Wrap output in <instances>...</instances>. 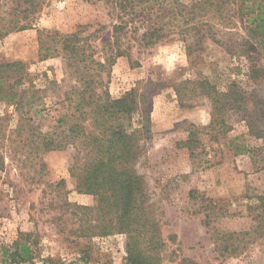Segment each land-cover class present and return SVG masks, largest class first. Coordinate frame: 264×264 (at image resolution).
Returning <instances> with one entry per match:
<instances>
[{"label":"rangeland","instance_id":"1","mask_svg":"<svg viewBox=\"0 0 264 264\" xmlns=\"http://www.w3.org/2000/svg\"><path fill=\"white\" fill-rule=\"evenodd\" d=\"M106 1L39 0L34 26L0 39V61L24 66L20 85L12 87L21 96L19 105L0 102V248H12L28 235L32 259L23 264H130L127 235L79 236L87 225L72 205L96 204L93 195L76 191L71 176L84 161L83 150L73 144L35 154L30 141L36 132L66 128L72 114L65 92L75 77L61 55L41 60L40 31L70 34L85 27L86 36L100 29L89 45L94 59L102 57L112 31ZM177 31L148 47L131 36L124 41L129 55L103 75L101 91L111 101L135 93L132 115L116 124L129 132L140 129L144 115L150 120L135 168L145 180L158 238L141 240L138 251L156 264H264V205L258 199L264 196V138L243 120L251 112L257 118L261 107L246 101L242 111L226 108L224 128L211 124L208 100L192 96L198 88L193 81L205 80L220 92L234 83L249 97V68L264 67V54L236 52L242 39L236 27L219 31L220 42L205 39L187 55ZM177 43L185 55L172 70L153 62L160 48ZM0 264H7L1 250Z\"/></svg>","mask_w":264,"mask_h":264},{"label":"trees","instance_id":"2","mask_svg":"<svg viewBox=\"0 0 264 264\" xmlns=\"http://www.w3.org/2000/svg\"><path fill=\"white\" fill-rule=\"evenodd\" d=\"M106 2L109 11H113L112 31L109 41L104 44L102 57L94 59L96 52L89 45L100 29L86 36L82 35L85 27L70 34L40 31L41 60L61 55L75 77L74 85L65 92L72 114L67 116L66 128L60 127L62 130L52 133L36 132L30 141L35 154L62 150L73 144L83 150L84 161L72 168L71 176L75 179L76 191L93 195L96 204L93 207L72 205L74 213H80L79 222L83 227L87 225L86 231L79 230V236L127 235L131 241L126 244L127 261L130 264H156L143 257L137 246L141 240L153 243L158 238L145 180L135 168L143 151L140 142L150 134V120L144 115L140 129L129 132L116 124L132 115L135 93L131 91L123 98L111 101L105 91H101L103 75L116 59L129 55L131 47H124V41L131 36L140 46L148 47L176 29L187 55L196 52L205 39L220 42L216 40L219 31L236 27L242 31L236 52L243 50L247 54L258 50L264 54V0H200L187 5L179 0ZM39 5V0H0V39L33 27ZM23 67L21 62L0 61V102L5 105H19L21 96L12 87L20 85ZM248 79L253 86L249 97L234 83L220 92L205 80L193 81L198 88L192 96L207 99L211 107V124L224 128L227 125L222 115L226 108L242 111L246 101L260 106L255 113L257 118L251 112L244 115L246 119L243 120L251 133L264 138V129H254L257 124L264 127V67L249 68ZM11 81L13 83H9ZM175 90L181 105L186 104L180 98V91ZM190 144L187 140L184 146L193 156ZM1 159L0 156V171L3 168ZM258 199L264 205V196ZM27 237L25 234L12 248H0L7 264L30 262L32 249Z\"/></svg>","mask_w":264,"mask_h":264},{"label":"clouds","instance_id":"3","mask_svg":"<svg viewBox=\"0 0 264 264\" xmlns=\"http://www.w3.org/2000/svg\"><path fill=\"white\" fill-rule=\"evenodd\" d=\"M185 53L182 44L162 47L159 49V54L153 57V62L163 66L166 70H172L175 63L182 60Z\"/></svg>","mask_w":264,"mask_h":264}]
</instances>
